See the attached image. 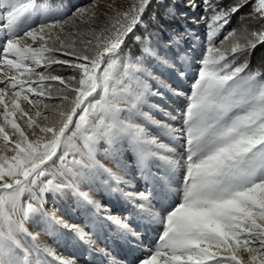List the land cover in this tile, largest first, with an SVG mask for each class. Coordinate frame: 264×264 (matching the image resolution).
Returning a JSON list of instances; mask_svg holds the SVG:
<instances>
[{"label":"snow or ice","instance_id":"snow-or-ice-1","mask_svg":"<svg viewBox=\"0 0 264 264\" xmlns=\"http://www.w3.org/2000/svg\"><path fill=\"white\" fill-rule=\"evenodd\" d=\"M152 2L130 0L121 10L115 0H90L69 13L37 0H0V264H48L43 256L75 264L39 242L25 222L63 224L93 243L81 227L47 212L44 203L47 194L68 189L86 212L99 211L80 191L99 174L162 228L138 264H264V73L248 70L250 55L264 46V0H188L190 8L203 5L207 47L190 93L168 89L186 100L178 115L165 113L181 121L179 128L154 119L153 109L163 111L159 105L143 110L148 96L163 98L148 83L160 81L141 57L121 55L129 34L147 27L144 16ZM244 7L250 11L239 27L224 31ZM166 14L175 15L172 9ZM252 22L257 26L250 27ZM151 37L149 32L142 42L143 56L174 67L153 49ZM53 64L66 65L72 74H52ZM161 137L177 142L183 155ZM101 144L117 162L125 150L133 153L153 187L125 193L120 186L129 182L97 159ZM157 161L179 185L158 210L151 202L158 199L151 172ZM108 219L119 233L137 235L120 218Z\"/></svg>","mask_w":264,"mask_h":264},{"label":"rangeland","instance_id":"rangeland-1","mask_svg":"<svg viewBox=\"0 0 264 264\" xmlns=\"http://www.w3.org/2000/svg\"><path fill=\"white\" fill-rule=\"evenodd\" d=\"M165 0H153L150 7L155 3H164ZM175 7V11L179 16L187 15L188 20H182L180 24H176L175 30H169L167 36L163 40H155L151 38V46L161 57L169 60L174 67H163L159 65L155 58L146 56H134L122 46L123 57L131 56L133 58L141 57L148 70L153 76L158 77L160 83L156 80H149L148 83L152 91H159L163 93V98L160 96H148L146 103L143 106L144 111H149L148 105H159L163 111L153 109L151 114L154 119L161 122H171L174 127L179 128L181 121H170L169 117L165 115L170 112L172 115H178L186 105L184 96H175L171 89H175L185 94L190 93L191 84L193 82L192 76L201 58L202 53L206 50V25L204 22L203 5L195 9L187 6L188 0H171ZM102 4H107L110 0H100ZM200 4V0H196ZM90 0L84 3L87 5ZM130 0H115V7L124 10L129 6ZM226 3H229L227 0ZM62 8L66 12H71L77 8L74 0L66 3H61L53 8ZM149 7V8H150ZM148 8V9H149ZM146 10L148 18L154 16V10L149 14ZM172 9V8H171ZM98 11H103L99 9ZM111 14V13H109ZM149 15V16H148ZM201 21V24H198ZM104 22V17H100L99 27ZM194 24V26H191ZM231 23L228 25L230 26ZM226 26L227 30H231ZM82 30H87L88 25H80ZM143 33H149L148 28L138 26ZM137 29L134 30V32ZM2 36V33H0ZM134 37L135 41L141 38L139 35L129 34L128 37ZM139 37V40L137 39ZM147 36L142 39V42ZM177 37L179 43H176ZM223 38V33L218 39ZM127 39V38H126ZM31 43V41H26ZM35 46V45H34ZM141 53L143 43L141 44ZM189 65H192L189 69ZM184 71L185 76L180 77L179 72ZM31 98V97H30ZM28 111L27 105H22ZM42 108V105H41ZM22 128L28 132L23 121L17 120ZM33 137L29 136V139ZM165 143L176 147L177 152L183 155V150L177 147V142L171 141L169 138L161 137ZM106 145L101 144L97 159L101 161L106 167L112 169L117 175L128 181L127 185H121L123 191L139 193L145 191L147 188L153 187L152 181H146L141 175L139 167L136 163L134 154L125 150L120 154L119 162L111 158L105 153ZM11 156L13 153L8 152ZM71 159V157H69ZM60 163L57 161L55 167L59 168ZM181 168L178 175L182 177ZM151 172L157 178L155 180V191L158 194V199L152 200V204L156 210L159 209L161 203H165L174 197L175 193L170 189H175L179 185L175 178L166 175V168L163 162L157 161L151 167ZM164 177L163 180L159 179ZM108 180L107 175L99 174L96 178L89 182L80 185V191L86 192L88 196L100 205L99 211L91 209L85 210L83 202L73 194L71 190L66 189L63 194H47L45 197L44 209L50 214L55 213L57 219H61L67 224H75L81 227L86 233L92 236L93 243L89 244L80 240L74 232H70L63 224L53 223L49 225L45 220H33L25 222V227L29 232L38 237L39 242L43 245H49L55 248L58 255L74 259L75 264H138V261L146 258L149 255V250L154 249L162 228L150 221L146 213H141L136 207L137 202L128 201L120 191H113L116 187L114 182ZM94 213V214H93ZM108 216L120 218L127 223L129 227L137 233L133 236L131 234H121L117 231L116 225L108 219ZM43 259L48 261V264H59L58 261L51 257L43 256ZM244 259H247L245 255Z\"/></svg>","mask_w":264,"mask_h":264},{"label":"trees","instance_id":"trees-1","mask_svg":"<svg viewBox=\"0 0 264 264\" xmlns=\"http://www.w3.org/2000/svg\"><path fill=\"white\" fill-rule=\"evenodd\" d=\"M72 0H37L38 3H48L51 7H55L58 4L70 2ZM227 0H225L226 3ZM229 2H232V0H228ZM77 7L83 6L87 0H74ZM175 5L171 0H165L164 3H158L154 4L152 7H150L149 14L152 13V10H154V16L155 19L148 18L147 15L144 16L145 24L148 28V31L152 33V39L155 40H163L166 36L168 31L175 30L176 24H180L182 20H188L187 15L179 16L178 12L174 9ZM174 11L175 15H167L168 9H171ZM176 8V7H175ZM250 11V7H244L241 9L239 13L233 16L231 25L228 26L229 29L238 28L240 24V17L244 14L248 13ZM149 16V15H148ZM245 23H248V21H244ZM198 24H201V21H199ZM191 26H194V24H191ZM256 23L252 22L250 24V27H256ZM135 35L140 36L139 41H135L134 37H128L125 40V43L123 45V48L128 50L130 53H132L134 56H142L141 53V44L142 39L148 35V33H143L140 28H137V30L133 33ZM57 58H65L60 53H56ZM239 62V61H238ZM43 69H37V71H41ZM248 70L252 72H261L264 73V46H258L255 51L252 52V54L249 57V66ZM51 73L54 75H61V76H69L72 74L71 69H69L66 65H59V64H53L50 69ZM48 83V82H46ZM54 86H58V82H50Z\"/></svg>","mask_w":264,"mask_h":264}]
</instances>
